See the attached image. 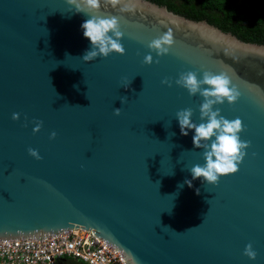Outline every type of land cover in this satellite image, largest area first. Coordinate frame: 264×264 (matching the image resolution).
Masks as SVG:
<instances>
[{"label":"water","instance_id":"95a60500","mask_svg":"<svg viewBox=\"0 0 264 264\" xmlns=\"http://www.w3.org/2000/svg\"><path fill=\"white\" fill-rule=\"evenodd\" d=\"M69 8L66 0H0V242L81 229L125 264H264V45L148 0H121L96 14L119 19L126 53L85 62L89 17ZM166 31L175 44L160 57L147 45ZM187 71L226 74L241 94L215 107L243 121L240 137L251 146L215 185L193 180L204 149L176 119L192 108L202 122L203 97L175 84ZM249 243L256 260L244 255Z\"/></svg>","mask_w":264,"mask_h":264},{"label":"clouds","instance_id":"9594fccd","mask_svg":"<svg viewBox=\"0 0 264 264\" xmlns=\"http://www.w3.org/2000/svg\"><path fill=\"white\" fill-rule=\"evenodd\" d=\"M66 2L70 6V11L74 9V13L89 17L81 25L84 37L91 42V48L86 50L81 57L83 61L91 62L101 56L107 58L112 53L121 55L126 53V49L121 43L124 33L121 31L119 19L116 16L104 17L96 14L100 12L102 4L115 7L121 0H66ZM174 44L175 39L172 31H166L160 37L152 40L147 47L151 52L163 57L169 54ZM153 62L152 54L144 56L143 63L151 65ZM161 83L169 87L172 86V80L169 78L163 79ZM130 84L131 80L125 77L122 87L128 88ZM175 84L186 89L191 96L203 97L199 109L201 123L193 122L194 111L192 108L181 109L176 113L181 134L187 136L189 130H194V147L204 149L203 156L206 163L196 164L189 169L192 178L193 180L201 179L203 183L218 184L222 176L236 173L239 170V164L243 162L247 155L246 150L251 146L250 141H242L240 137V133L244 130L243 121L240 118L229 120L221 114L220 108L215 107L224 104L225 101L234 104L239 100L241 94L226 74H214L210 71H204L202 79L195 71L182 72L175 80ZM127 100L126 96L120 97L121 104L126 103ZM121 111V108H115L114 114L119 116ZM12 119L19 120L20 113H13ZM34 123L33 132L39 133L43 128V121ZM56 136L57 133L53 131L50 139H55ZM209 141L211 143H208ZM28 152L37 160L42 159L38 150L29 148ZM185 183L189 187L192 186L191 180H186ZM197 194H199V189H197ZM244 255L251 260L257 259L258 253L252 243L246 245Z\"/></svg>","mask_w":264,"mask_h":264},{"label":"built area","instance_id":"2783aa9c","mask_svg":"<svg viewBox=\"0 0 264 264\" xmlns=\"http://www.w3.org/2000/svg\"><path fill=\"white\" fill-rule=\"evenodd\" d=\"M64 260L82 264H125L120 255L92 231L76 229L37 241L0 242V264H59Z\"/></svg>","mask_w":264,"mask_h":264},{"label":"trees","instance_id":"16d2710c","mask_svg":"<svg viewBox=\"0 0 264 264\" xmlns=\"http://www.w3.org/2000/svg\"><path fill=\"white\" fill-rule=\"evenodd\" d=\"M148 1L190 20L206 21L243 42L264 45V0Z\"/></svg>","mask_w":264,"mask_h":264},{"label":"rangeland","instance_id":"374dc122","mask_svg":"<svg viewBox=\"0 0 264 264\" xmlns=\"http://www.w3.org/2000/svg\"><path fill=\"white\" fill-rule=\"evenodd\" d=\"M65 264H82V263L77 261H67Z\"/></svg>","mask_w":264,"mask_h":264},{"label":"crops","instance_id":"0c3cea01","mask_svg":"<svg viewBox=\"0 0 264 264\" xmlns=\"http://www.w3.org/2000/svg\"><path fill=\"white\" fill-rule=\"evenodd\" d=\"M59 264H65L64 262H60Z\"/></svg>","mask_w":264,"mask_h":264}]
</instances>
